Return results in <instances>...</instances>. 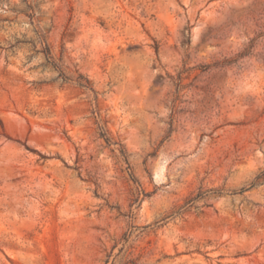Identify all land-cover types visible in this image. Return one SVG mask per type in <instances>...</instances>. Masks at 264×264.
Instances as JSON below:
<instances>
[{
    "label": "rangeland",
    "instance_id": "rangeland-1",
    "mask_svg": "<svg viewBox=\"0 0 264 264\" xmlns=\"http://www.w3.org/2000/svg\"><path fill=\"white\" fill-rule=\"evenodd\" d=\"M0 264H264V0H0Z\"/></svg>",
    "mask_w": 264,
    "mask_h": 264
},
{
    "label": "trees",
    "instance_id": "trees-1",
    "mask_svg": "<svg viewBox=\"0 0 264 264\" xmlns=\"http://www.w3.org/2000/svg\"><path fill=\"white\" fill-rule=\"evenodd\" d=\"M79 84H80V85H84V84H82L81 82H79Z\"/></svg>",
    "mask_w": 264,
    "mask_h": 264
}]
</instances>
